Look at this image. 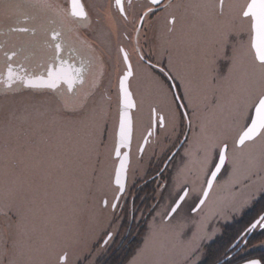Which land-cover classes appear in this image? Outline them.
<instances>
[{
    "label": "rangeland",
    "instance_id": "rangeland-1",
    "mask_svg": "<svg viewBox=\"0 0 264 264\" xmlns=\"http://www.w3.org/2000/svg\"><path fill=\"white\" fill-rule=\"evenodd\" d=\"M239 3V0L234 4L227 1L226 12L237 13ZM176 15L178 25L174 40L169 43L174 49L172 59L174 56L175 61L170 64L185 92L189 135L183 152L188 153L189 161L175 170L176 182L171 189L174 193L190 176L192 187L199 190L202 175L213 159V148L218 154L226 142L228 150L222 181L215 185L199 210L191 214L183 205L170 220H165L172 199H164L160 205H154L153 201L155 207L147 210L139 244L135 248L131 247V242L121 245L128 224L121 222L118 208L111 209V201L117 193L112 181L118 119L115 107L119 97L115 87L124 67L118 47L123 44L130 48L131 45L126 46L122 38L127 30L120 29L113 30L116 42L110 44L106 40L108 44L104 42V46L100 37L106 38L107 31L99 30L96 37L100 38V58L92 54L96 76L92 74L78 93L59 91L56 98L31 91L0 93V264H61L59 257L65 253V264H98L119 247L130 253L123 264H198L205 254L206 244L221 233L223 225L239 217L264 193L261 142L243 150L233 147V140L245 123L239 114L247 111L248 91L250 87H259V69L251 67L246 55L247 23L239 21L240 31L225 40L218 33L233 27L226 20L208 12L203 18L197 10H183L171 16ZM185 21L192 23V29L186 25L184 30H178ZM206 22L214 25L208 26ZM67 33L81 43L75 32ZM207 33L218 37L222 44L241 41L244 45L229 53L227 66L214 65L215 85L204 89L211 93L203 100L197 98L196 90L202 91L207 84L196 83L200 73L193 68L194 55L200 52L201 45L209 42V39L198 42L196 36ZM175 42L180 49L175 48ZM223 50L224 47L219 49L222 58L226 56ZM132 62L135 74L131 82L137 86L135 91L141 90L140 100H144L147 96L144 82L149 81V76L140 62ZM96 78H103V86L97 92V89L90 91V87H96L94 84L99 82L97 79L98 82L91 85ZM139 84L144 85V89H139ZM85 93H91L85 109L76 113L65 111V102L72 107ZM139 104L145 105L144 101ZM176 123L178 119L172 117L171 124ZM133 166L127 186L134 181V176L142 175L141 172L136 175L137 167ZM127 198L122 197L117 206L122 208L121 212ZM103 199L107 201L105 206ZM139 216L140 213L137 218ZM107 232L113 234L112 238L102 245Z\"/></svg>",
    "mask_w": 264,
    "mask_h": 264
},
{
    "label": "flooded vegetation",
    "instance_id": "flooded-vegetation-1",
    "mask_svg": "<svg viewBox=\"0 0 264 264\" xmlns=\"http://www.w3.org/2000/svg\"><path fill=\"white\" fill-rule=\"evenodd\" d=\"M227 1L233 4L236 2V0H225L224 15L218 16L220 19L226 20V22H229L233 26L226 32H222V34L218 33L219 35H223V37L224 33H227L228 37L232 33H238L241 27L239 25L241 19L238 17L239 10L237 13L233 14L226 12ZM239 2V4L242 5L246 0H239ZM80 3L83 5L84 11L87 14L86 18L72 17L70 15L71 0H47V4L50 5V7H33L27 0H0V93H4L5 95L6 93H23L31 91L34 94H49L56 98V93L60 91L74 95L80 91L79 89L82 88V85L88 83V79L93 77L94 66L92 64V54L97 56L100 55V53H98L100 38H102L104 46L108 44V41L113 44L117 40L113 30H127L126 33H122V38L126 41V46L131 45V47H125L123 44L119 45V56L123 60V53L120 52V49L123 48L129 57L132 68V61L140 62L149 76V81H151L150 83L149 81L144 82V85L147 86V96H145L144 100H140L142 98V94H140L141 90L139 93L135 91V87L137 86L134 87V84L131 82L133 81L134 75L129 78V89L133 95L136 106L131 112L133 130L131 135L132 140L129 146L130 162L127 168V179L132 169L131 167L136 161V164L133 166V168L137 167L135 168V173L137 175L141 172L142 175L133 177L134 181L130 186H126V192L117 199V203H115L116 207L112 205L114 204L117 193L111 201V209L117 210L118 208V217L121 218V222L123 224H128L127 229L125 228L126 235H124L121 241V245L127 246L129 242L137 240L139 231L145 227V218L149 208H153L154 210L155 204L160 205L164 199H172V204L165 216V220H170L180 211L179 209L183 205H186L188 213H194L198 211L208 199L207 197L213 192L215 185H217L220 180L222 181V173L226 166V161L224 167L213 181L212 187L205 197L206 199L200 207L195 209L202 194L207 188V181L219 157L216 148H213L214 156L208 165L207 171L202 175L201 183L198 185L199 190H195V188L192 187L190 176H187L188 178L186 181L180 183V187L174 193L171 189L176 182L173 178L175 177V170L189 161L188 153L186 151L183 152L184 148L187 147L186 144L189 135V127L187 124L188 113L184 103L185 92L181 85V81H179V78L171 71L172 66L170 64V61L174 62L175 60L174 56L172 59L174 49H171L169 43L173 42L178 25V15H171L174 13L181 14L183 10H197L200 12V16L205 18V12L211 14V10L207 5L211 3L218 4V0H161L159 5H151L149 0H122L124 15L121 14L120 9L116 6L115 0H80ZM149 8L153 9V12H148ZM145 12H148V15L141 21L140 16L144 15ZM125 15L127 19H125ZM25 16L33 17V19L25 21ZM173 17H175V22L169 23ZM206 23L208 26L214 25L213 22ZM191 24L192 23L188 24L185 21L184 25L181 24L183 26H180L178 30H180V28L184 30L186 25L190 27ZM25 26L30 29H35V32L29 31L27 33H21L10 30L14 27ZM247 27L246 25V28ZM169 29L172 30L169 31ZM190 29L192 28L190 27ZM99 30L107 31V37H100L97 39L96 36L99 35ZM54 31L60 33V37L57 40L52 39ZM69 31L75 32L79 36L81 43L88 46L83 48L81 43H77V40L67 33ZM198 35L199 37L196 36L198 42L203 43V41L206 42V40L209 39L208 43L204 46L201 45V48L199 47L201 49L200 52L194 55L195 67L193 68V70H198L200 73L199 77L195 80L196 83L202 82L203 84H207L202 87V91L200 88L196 90L198 92L196 96L199 94L197 98L205 100L210 96L209 94L211 92H206L204 89H207V86H209L208 88H212V85H215L214 65L218 66V64L221 63L223 66H227L230 60L228 57L229 53L232 54V52H235V49H238V47L244 44L241 41L238 43L222 44L219 43L222 40L219 41V38L215 35L211 36L209 33L206 35ZM212 39L214 40L212 41ZM56 44L61 45L59 58H57L56 55ZM103 44L101 42V46H103ZM222 47H224L223 51H225L226 55L224 58L221 57L222 53L219 51ZM175 48L180 49L176 42ZM217 50L218 54L216 53ZM5 53H8V55L15 53V55L9 60L7 56H5ZM141 56L144 57L143 61L140 59ZM98 57L100 58V56ZM101 57L102 59L104 58L102 54ZM61 61L65 63L61 64ZM148 64L154 65V67H146ZM9 65H11L13 73L11 81L8 79ZM81 68L84 69V83L80 84L79 81H77L73 85L75 91L72 93L67 91L68 85L63 79L57 83L55 89L45 87V84H34L32 86V83H26L27 81L33 82V80L38 77L45 78L47 81L49 69L53 72H61L67 78H73L76 76L75 70ZM125 70L126 65L124 64L120 72L121 74H119L116 79L117 85L115 88L118 96V81ZM224 72L225 69L223 73ZM97 79L98 78H96L91 85L98 82V80L99 82L94 84L96 87H90V91L97 89V92L103 86V78ZM99 84L100 86H98ZM144 85L139 84V89H141V87L144 89ZM169 86H171L170 89ZM155 90H157V93ZM152 91L155 93L154 95H152ZM139 101H144L145 105L139 104ZM116 105V116L118 118L116 121L117 126L120 110L119 97ZM153 107L157 108L159 113L165 116L164 127H160L157 122L153 121L151 113ZM143 112L146 118H144ZM172 117L178 119V123L175 125L171 124ZM124 151L125 149H122L121 152ZM115 160L116 165L117 159ZM145 188L151 189L154 192L152 196L154 200L153 206L152 204L149 206L147 205L148 194L145 197L141 196L146 193L144 190ZM117 190L118 188L116 187V191ZM184 191V199L181 200V203L177 207V212L169 216L172 206L179 200ZM125 196L128 198L126 206L121 212L122 208L117 206H119L121 198ZM189 202H192L191 205L189 204L190 206L187 205ZM263 212L264 211L261 213ZM139 213L140 216L137 218ZM123 214L125 215L123 216ZM257 232L263 236L262 239H258L256 244L253 245L255 242L247 244L249 240L247 238L246 245L240 247L241 243L246 240L245 238L248 233L246 227V230L237 238V240L239 239L236 243L237 245L232 246V248H235V251H238H234L226 257L230 258L229 264H243L253 260H257L260 264H264V227L257 226L249 236ZM108 233L110 232H107V234ZM112 235L113 234H111L109 238H112ZM108 240L106 242L102 241V245H105ZM258 249L262 251L258 256L246 257L249 251H257Z\"/></svg>",
    "mask_w": 264,
    "mask_h": 264
},
{
    "label": "snow or ice",
    "instance_id": "snow-or-ice-1",
    "mask_svg": "<svg viewBox=\"0 0 264 264\" xmlns=\"http://www.w3.org/2000/svg\"><path fill=\"white\" fill-rule=\"evenodd\" d=\"M27 2L33 6H49L47 0H27ZM161 0H149L151 5H159ZM116 6L120 9L121 14L124 15V9L122 7V0H115ZM211 10V14L215 16H223L225 9V0H218V4L211 3L207 5ZM148 12H153V9L149 8ZM148 12H145L144 15L140 16V20L143 21L145 16L148 15ZM72 17L86 18V12L84 11L83 5L80 3V0H71V12ZM238 17L247 23L249 40L247 42V52L246 55L250 60L251 67L259 69V87H250L248 91V96L245 102V109L247 111H241L240 117L245 120V123L242 125L241 130L237 133L236 138L233 140V147L237 150H243L244 148L249 147L250 145H255L257 141L261 142V155L264 157V0H246V2L239 7ZM33 17L25 16V21L31 20ZM125 19L127 16L125 15ZM175 17L169 23H174ZM11 31L27 33L29 31L35 32V29H30L29 27H14L10 29ZM172 29H169L171 31ZM60 37L59 32H53L52 39L57 40ZM224 39L227 40V33H224ZM56 55L59 58L61 45H55ZM120 52L123 53V62L126 65V70L123 72V75L119 78V102H120V119H119V128L116 133L115 141V155L120 157V147L128 142L131 134V118L128 115L127 109L135 107V104L132 99V93L129 90V78L134 75L132 65L129 63V57L123 48L120 49ZM15 53L8 55L5 53V56L9 60L12 59ZM141 61L144 60V57H140ZM65 63L61 61V64ZM146 67H154V65L148 64ZM76 76L73 78L65 77L61 72H53L49 69L48 80L42 81L49 88H56L57 83L63 79L64 82L68 85L67 91L69 93L74 92L73 85L79 81L80 84L84 83L83 72L84 69H76ZM13 76L11 65L8 67V79L11 81ZM26 83L31 84L32 81H27ZM253 85L255 84V79H253ZM171 86H169L170 89ZM91 96V93H85L82 99L78 98V101L72 106L69 107L68 103L65 102L64 109L69 113H76L77 111H82L88 105V100ZM152 119L154 122H157L160 127L165 126V116L159 113V110L155 107L151 109ZM228 150V144L223 142V147L219 149V162L215 164V170L211 171V178L207 181L208 187H212L213 180L216 179L217 174L220 172L221 167L224 165L226 153ZM127 154L125 158L120 161L119 166L115 170V184L119 186L120 191H123L124 185L122 183V174L125 169ZM264 162V161H262ZM205 196L207 191L205 190ZM181 200L184 197H180ZM203 203V201H201ZM107 204V201H105ZM116 207L115 204L112 205ZM179 205H177L178 207ZM172 212H177V208H172ZM257 226L264 227V215H261L259 219L251 225V228H256ZM251 229H249L250 231ZM61 264H65L67 261V253L59 257ZM250 264H258L257 261H250Z\"/></svg>",
    "mask_w": 264,
    "mask_h": 264
},
{
    "label": "trees",
    "instance_id": "trees-1",
    "mask_svg": "<svg viewBox=\"0 0 264 264\" xmlns=\"http://www.w3.org/2000/svg\"><path fill=\"white\" fill-rule=\"evenodd\" d=\"M145 194L141 196H147L148 194V203L147 205H151L153 203V190L144 189ZM150 193V194H149ZM148 208V207H147ZM264 211V193L261 194L256 201L252 202L251 205L246 209L244 213H242L239 217L235 218V220L225 223L222 227V231L220 234L215 236V238L208 242L205 247V254L202 259L199 260L198 264H229V259L226 258L230 253H233L235 250L232 248L237 238L241 236V234L246 230V227L252 223L256 218L259 212ZM255 218V219H254ZM143 230L139 231L137 236V240L131 242V247L135 248V245L139 244L140 237L143 235ZM258 232L253 234L252 236H248V243L255 242L258 239H262ZM242 242L240 247H243L245 243ZM134 243V244H133ZM237 245V244H236ZM234 245V246H236ZM127 250L124 252L119 247L118 250L108 254V256H104V258L100 259L98 264H123L125 260L130 256V253ZM238 251V250H237ZM235 251V252H237ZM261 250L257 251H249L248 256H258ZM226 258V259H225ZM225 259V260H224ZM224 260V261H223Z\"/></svg>",
    "mask_w": 264,
    "mask_h": 264
},
{
    "label": "water",
    "instance_id": "water-1",
    "mask_svg": "<svg viewBox=\"0 0 264 264\" xmlns=\"http://www.w3.org/2000/svg\"><path fill=\"white\" fill-rule=\"evenodd\" d=\"M124 55V54H123ZM130 63V62H129ZM123 75V74H122ZM42 81H46L45 80V78H42V77H38L37 79H34L33 80V82H32V86L34 85V84H36V85H38V84H44V83H42ZM118 84H119V81H118ZM46 85V84H45ZM45 87H47V86H45ZM130 90V89H129ZM131 92V91H130ZM132 99H133V102H134V104H135V101H134V98H133V95H132ZM120 103V102H119ZM136 106V105H135ZM120 108H121V106H120ZM134 108L135 107H133V108H130V109H127V112H128V115H129V117L131 118V134H130V137H129V140H128V142L127 143H125L124 145H121V147H120V157H117L116 155H115V150H114V154H113V158L114 159H117V163H116V165H115V169L114 170H116V168L119 166V164H120V161L122 160V159H124L125 158V154H127V159H126V164H125V169H124V172H123V174H122V183H123V185H124V189H123V191H120V189H119V186L118 185H116L115 184V172H114V175H113V179H112V181H113V185L115 186V187H117L118 188V192H117V195H116V198H115V200H114V204L115 203H117L116 201H117V199L121 196V195H123L126 191H125V189H126V186H127V172H128V165H129V162H130V158H129V146H130V143H131V140H132V137H131V135H132V130H133V126H132V116H131V112L134 110ZM119 119H120V110H119ZM117 129H116V133L118 132V128H119V120H118V123H117ZM116 133H115V138H116ZM223 147V146H222ZM115 148V147H114ZM122 149H125V151L124 152H121L122 151ZM225 161H226V158H225ZM219 162V157H218V160H217V163ZM224 164H225V162H224ZM224 167V165L221 167V170H222V168ZM215 170V168L213 169V171ZM220 170V171H221ZM220 173V172H219ZM218 173V174H219ZM217 174V175H218ZM210 178H211V174H210ZM209 178V179H210ZM214 181V180H213ZM207 188L205 189L206 191H207V194H208V192H209V190H210V188L208 187V184H207V186H206ZM204 193H205V191H204ZM202 194V196H201V199H200V201L198 202V204L196 205V207H195V209H197L198 207H200L201 205H202V203H201V201H203L204 202V200L206 199L205 197L207 196H205V194ZM184 194H185V191L183 192V194L181 195V197H183L184 196ZM103 203H102V205L103 206H105L106 204H105V200L103 199V201H102ZM181 203V199L179 198V200L172 206V208H177V205H179ZM172 208H171V212H170V214H169V216H171V214L173 213L172 212ZM261 215H264V212L263 213H261L259 216H258V218L257 219H259V217L261 216ZM168 216V217H169ZM256 219V220H257ZM255 220V221H256ZM255 221H253L249 226H247V230H248V233H247V236H246V240H247V237L255 230V228H251V225L253 224V223H255ZM249 229H251L250 231H249ZM111 236V234L110 233H108V236L105 238V240H104V242H106L107 240H108V238ZM245 240V241H246ZM239 241V239L238 240H236V242L234 243V245H236V243ZM244 241V242H245ZM253 261H257V260H253ZM258 262V264H260V262L259 261H257ZM243 264H250V261H248L247 263H243Z\"/></svg>",
    "mask_w": 264,
    "mask_h": 264
}]
</instances>
